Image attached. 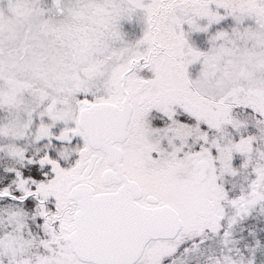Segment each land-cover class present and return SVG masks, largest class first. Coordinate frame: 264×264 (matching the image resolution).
<instances>
[{"label":"snow or ice","instance_id":"1","mask_svg":"<svg viewBox=\"0 0 264 264\" xmlns=\"http://www.w3.org/2000/svg\"><path fill=\"white\" fill-rule=\"evenodd\" d=\"M0 264H264V0H0Z\"/></svg>","mask_w":264,"mask_h":264}]
</instances>
